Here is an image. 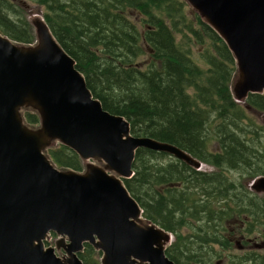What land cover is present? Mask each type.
I'll list each match as a JSON object with an SVG mask.
<instances>
[{"label":"trees","instance_id":"obj_1","mask_svg":"<svg viewBox=\"0 0 264 264\" xmlns=\"http://www.w3.org/2000/svg\"><path fill=\"white\" fill-rule=\"evenodd\" d=\"M32 1L43 7L52 35L104 110L124 117L132 135L172 144L215 169L200 172L165 153L136 151L133 176L124 184L144 218L174 234L166 256L175 264H212L221 258L215 247L232 248L236 236L264 240V196L243 181L264 176V126L246 113L264 114V93L249 94L243 105L234 101L235 64L219 36L182 0ZM135 13L141 30L131 19ZM0 32L15 42L35 41L24 10L9 0H0ZM142 55L147 61L138 62ZM24 119L39 123L30 111ZM46 153L59 169H83L61 144ZM78 257L100 264L101 253L84 244ZM224 264H264V251L231 254Z\"/></svg>","mask_w":264,"mask_h":264},{"label":"water","instance_id":"obj_2","mask_svg":"<svg viewBox=\"0 0 264 264\" xmlns=\"http://www.w3.org/2000/svg\"><path fill=\"white\" fill-rule=\"evenodd\" d=\"M183 1L230 51L233 99L243 104L249 94H263L264 0ZM28 22L32 44L0 32V264H83L84 244L101 252L100 264H175L165 253L172 234L144 218L124 180L141 148L195 170L204 163L172 144L132 135L124 117L93 97L43 16L33 13ZM27 111L38 125L26 123ZM56 144L72 150L83 170L57 168L46 153ZM249 187L264 195V176ZM50 233L58 236L54 247L45 246Z\"/></svg>","mask_w":264,"mask_h":264},{"label":"rangeland","instance_id":"obj_3","mask_svg":"<svg viewBox=\"0 0 264 264\" xmlns=\"http://www.w3.org/2000/svg\"><path fill=\"white\" fill-rule=\"evenodd\" d=\"M10 2H12L13 4H16L18 7H21L24 10V17L28 20V18L30 16H32L33 13H39L41 16L43 14V7L39 6L37 3L33 2L32 0H9ZM187 11L189 12H193V10L187 5ZM131 19L136 23L137 27L139 30H141L143 28L142 23L140 22V16L138 14H132ZM35 38V37H34ZM144 50H146V48L144 47ZM192 56L193 58L196 60V62L200 65L204 67V70L207 69L208 65L201 62L199 60L198 57V50L197 47L192 45ZM145 62L147 61V57L145 55H142L138 58V62ZM247 116L249 120L254 121L255 123L259 124V125H263L264 126V114L260 113V112H256V111H252L250 109L246 110ZM57 145V144H56ZM55 145V146H56ZM209 150H215L217 149L216 144L215 143H209ZM204 171H214V168L209 166V165H205L204 166ZM228 176L230 179L232 180H237L238 179V174L237 173H233V172H229ZM253 180V178L247 179L244 178V184L247 187V189L250 191V187L249 184L251 183V181ZM260 196H264V195H260ZM188 234V231L186 229H182L180 232V235L182 237H184L185 235ZM235 240H238L239 244H240V248H236L235 245H233L232 248H229L226 251L221 250L218 247H215V252L221 253V258H218L216 260H214L212 262V264H224L228 261V256L231 254H238L239 252H242L244 250H248V249H253L259 252L264 251L263 248H255L254 244H261L262 242H264L263 239H255V238H248V239H244V238H239V236L234 237ZM58 240V236L54 233H50L48 240L45 243V246H55L56 241ZM246 241V244L243 243V241ZM173 239L171 244L173 243ZM56 254L58 255H63V252L61 250L56 251ZM99 262H100V258H99Z\"/></svg>","mask_w":264,"mask_h":264},{"label":"flooded vegetation","instance_id":"obj_4","mask_svg":"<svg viewBox=\"0 0 264 264\" xmlns=\"http://www.w3.org/2000/svg\"><path fill=\"white\" fill-rule=\"evenodd\" d=\"M203 172H204V170H203ZM82 252H83V251H82ZM82 252H81V253H82Z\"/></svg>","mask_w":264,"mask_h":264},{"label":"bare ground","instance_id":"obj_5","mask_svg":"<svg viewBox=\"0 0 264 264\" xmlns=\"http://www.w3.org/2000/svg\"><path fill=\"white\" fill-rule=\"evenodd\" d=\"M93 248V247H92ZM101 253V252H100Z\"/></svg>","mask_w":264,"mask_h":264}]
</instances>
